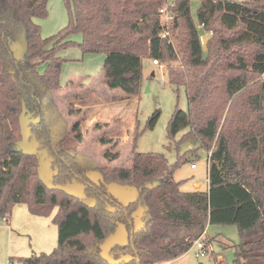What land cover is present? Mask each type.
Wrapping results in <instances>:
<instances>
[{"label":"trees","instance_id":"16d2710c","mask_svg":"<svg viewBox=\"0 0 264 264\" xmlns=\"http://www.w3.org/2000/svg\"><path fill=\"white\" fill-rule=\"evenodd\" d=\"M191 1L174 0L165 24L159 10L166 0H63L67 25L43 39L34 20L47 17L48 0H0V222L24 204L40 217L56 209L57 227L51 253L8 264H110L100 246L117 224L128 241L109 255L131 257L119 264L173 261L211 225L237 229L231 264H264V0H199L196 21ZM21 28L25 57L16 58L10 43ZM200 31L209 34L204 47ZM75 34L79 43L69 40ZM74 45L82 54H103L106 86L128 97L143 87L144 59L166 65L169 84L183 87L187 98V110L171 115L167 138L187 129L181 141L195 137L208 153L206 190L181 191L173 178L179 161L169 165L163 154L133 150L129 168L106 169L77 161L79 131L54 141L44 101L61 89L64 60L57 53ZM24 125L33 152L20 147ZM139 135L135 128L133 147ZM45 160L51 181L39 178ZM73 181L83 186L82 198L45 185ZM116 187L134 200L124 203Z\"/></svg>","mask_w":264,"mask_h":264},{"label":"rangeland","instance_id":"374dc122","mask_svg":"<svg viewBox=\"0 0 264 264\" xmlns=\"http://www.w3.org/2000/svg\"><path fill=\"white\" fill-rule=\"evenodd\" d=\"M173 1L166 0L167 4ZM199 6V0L190 2V15L194 21ZM47 10L46 18L34 20L43 39L57 34L68 22L63 0H48ZM160 19L165 24L170 22L164 17ZM200 35L204 47L205 36L201 31ZM69 40L79 43L81 35H72ZM173 41L177 48V41ZM10 48L16 58L25 57V33L22 28L10 43ZM57 56L64 60L60 75L62 88L56 93H48L44 101L46 119L55 142L74 136L79 131L81 141L76 148L77 161L82 165L106 169L129 168L133 150L140 154H163L169 165L179 161L173 178L182 182L181 191L206 190L208 153L200 149L195 137L181 141L187 129L179 132L174 139L167 138L171 115L175 108L187 110V98L183 87L169 84L165 64L154 66L150 60L144 59L143 87L137 96L128 97L122 91L106 86L102 75L103 54H82L74 45L58 52ZM43 68L40 66L38 72L41 73ZM156 111L160 114L154 128L146 129L149 118ZM135 128L140 135L133 147ZM20 147L27 152H33L35 148L33 142L26 144L25 140ZM194 182L200 183L199 189L193 188ZM141 214L142 210L134 213L136 223ZM206 231L208 237L201 239L208 250L205 257L196 258V249L191 247L178 259L160 264H225L218 263L216 259L214 262L213 257L218 254L223 256L226 264H231L233 246L239 239L237 229L234 226L211 225Z\"/></svg>","mask_w":264,"mask_h":264},{"label":"crops","instance_id":"0c3cea01","mask_svg":"<svg viewBox=\"0 0 264 264\" xmlns=\"http://www.w3.org/2000/svg\"><path fill=\"white\" fill-rule=\"evenodd\" d=\"M204 36L206 42L209 35ZM199 187V182L193 183L194 189ZM55 212L56 209L50 216L40 217L30 214L24 204L15 205L11 214L6 217V222H0V264H8L10 258H28L40 253H51L57 245V227L52 222ZM204 236L208 237L207 231ZM215 259L218 263L226 264L221 254L213 257L214 262Z\"/></svg>","mask_w":264,"mask_h":264},{"label":"water","instance_id":"95a60500","mask_svg":"<svg viewBox=\"0 0 264 264\" xmlns=\"http://www.w3.org/2000/svg\"><path fill=\"white\" fill-rule=\"evenodd\" d=\"M23 140L28 141V135L25 131V128L23 126ZM44 169L42 172L39 174V178L43 179L46 178L47 180L51 181L53 173L52 170L50 169L51 165L49 160H46L43 162ZM47 188L49 189H57L61 192H64L66 195L73 197V198H82V190L83 186L81 184H78L76 181H73L72 184L67 185V186H59V187H53L52 184L50 183H45ZM115 193L116 195H119L121 200L126 203L128 201H133L134 197L129 196V192L127 189H120L119 187L115 188ZM136 223V219H135ZM137 224V223H136ZM139 227L135 229L137 231ZM128 233L125 230V227L122 224H117V228L114 231V233L110 234L105 241L101 244L100 249H101V256L107 260L110 264H119L121 262H127L131 259L129 255H126L118 260H113L109 253L112 247L118 245V246H124L127 244L128 241Z\"/></svg>","mask_w":264,"mask_h":264},{"label":"built area","instance_id":"2783aa9c","mask_svg":"<svg viewBox=\"0 0 264 264\" xmlns=\"http://www.w3.org/2000/svg\"><path fill=\"white\" fill-rule=\"evenodd\" d=\"M171 8H172V4H166L163 8H161L159 10L160 17H164L165 21H167V22L170 21L172 18L171 14L169 13V10ZM207 35H209V34H207ZM152 64L154 66H159L158 62L155 60L152 61ZM191 167L193 168L194 165H191ZM192 247H195V249H196V252H195L196 258H203L208 253V250H207L205 244L201 241V239L195 241Z\"/></svg>","mask_w":264,"mask_h":264}]
</instances>
